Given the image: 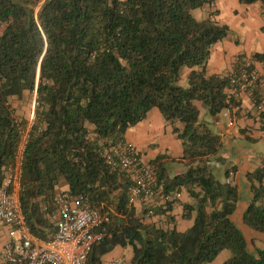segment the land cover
<instances>
[{
  "label": "trees",
  "instance_id": "obj_1",
  "mask_svg": "<svg viewBox=\"0 0 264 264\" xmlns=\"http://www.w3.org/2000/svg\"><path fill=\"white\" fill-rule=\"evenodd\" d=\"M211 2L0 0V184L19 142L10 98L35 93L20 192L35 235L47 239L54 232L52 198L66 189L85 195L108 217L96 230L101 235L86 264H102L116 246L132 250L124 264H208L225 249L231 255L222 264H264V247L231 219L239 199L235 170L226 167L221 176V135L208 119L238 105L231 72L207 70L211 48L229 36V26L214 18L216 10L200 20L191 14ZM239 2L264 6V0ZM182 66L190 69L187 87L177 84ZM153 108L171 125L182 153L178 160L158 154L148 162L156 167L164 198L181 190L192 198L182 204V218L193 217L185 231L149 221L166 216L173 200L157 198L151 216L144 200L129 206L128 177L104 158ZM174 163L182 170L172 173ZM245 177L252 197L242 221L264 234V159Z\"/></svg>",
  "mask_w": 264,
  "mask_h": 264
},
{
  "label": "built area",
  "instance_id": "obj_2",
  "mask_svg": "<svg viewBox=\"0 0 264 264\" xmlns=\"http://www.w3.org/2000/svg\"><path fill=\"white\" fill-rule=\"evenodd\" d=\"M209 7H213V2ZM254 61L252 56L242 59L229 74V84L235 97L250 94L251 104L264 126V79ZM35 103L34 99L33 107ZM235 107L228 106L219 114L228 126L233 124ZM15 122L18 125L19 142L14 160L6 167L0 184V224L5 233L0 243L1 261L15 264H86L93 244L101 235L96 230L108 219L107 214L93 208L85 195H72L60 189L52 198L57 216L54 232L47 239L35 235L26 222L20 200L23 155L34 124V112H31L24 125L17 115ZM260 137H264V132ZM138 153L131 142L125 141L106 150L104 158L109 166L128 177V205L134 206L144 200L149 207L147 215L151 216L153 211L150 207L155 204V200L160 198L161 203L167 197L164 198L161 193L155 165L138 157ZM175 196L178 197L179 193ZM107 264L124 263L111 260Z\"/></svg>",
  "mask_w": 264,
  "mask_h": 264
},
{
  "label": "crops",
  "instance_id": "obj_3",
  "mask_svg": "<svg viewBox=\"0 0 264 264\" xmlns=\"http://www.w3.org/2000/svg\"><path fill=\"white\" fill-rule=\"evenodd\" d=\"M202 10L205 14L208 11L216 10L217 14L214 15V18L226 23L231 31L228 37L212 46L207 61L208 73L228 74L236 67L239 57L264 53V6L260 2L244 4L239 0H215L212 8L207 5ZM254 60L255 66L264 79V58H254ZM27 96L28 92L25 91L20 98L24 100ZM30 96L31 112H34L35 93L34 96L33 94ZM236 98L235 102L238 105L233 110L232 125L228 126L226 120L220 115L208 119L212 120V128L221 135L223 168L226 166L235 170L233 182L238 186L239 199L231 219L241 228L247 238L254 239V245H256V240L264 243V234L246 226L242 221V215L252 197L245 175L257 168L264 159V150L260 147L262 145H259L261 144L260 140L264 141V137H260L264 128L260 122L259 114L251 104L250 94H241ZM17 99L19 98H10L16 115L22 114L19 110L21 105ZM203 116L205 115L203 114ZM205 118L207 117L205 116ZM125 140L136 147L141 158L145 161H149L158 154H168L170 160H178L182 153L179 139L172 133L171 125L163 120L157 108L151 109L145 119L129 128L125 133ZM171 167H174L171 168L172 173L182 170L179 163H174ZM178 193V197L175 196L176 193L170 196L169 200H173V202L166 216L157 215L149 221L166 228L175 227L179 231L188 229L193 223V217L182 218V204L191 203L192 198L185 190ZM4 237V228L0 224V243ZM131 254L130 247L116 246L102 256V264H107L111 260H121L125 263Z\"/></svg>",
  "mask_w": 264,
  "mask_h": 264
},
{
  "label": "rangeland",
  "instance_id": "obj_4",
  "mask_svg": "<svg viewBox=\"0 0 264 264\" xmlns=\"http://www.w3.org/2000/svg\"><path fill=\"white\" fill-rule=\"evenodd\" d=\"M191 14L193 15L194 18L199 19V20L202 19L205 16V13L203 12V10L199 9V8L192 10ZM219 23H223V22L219 21ZM189 71H190V69L187 66L180 67V69H179V77H178V81H177V84L179 86H182V87H187L188 86V80H187V75L188 74L187 73H189ZM33 96H34V93H33ZM17 100L19 101V105H21V108L19 110L22 112V114H17V116L23 117V118H26V119L29 118V115H31V103H32L30 94H28L27 98L24 99V100H21V98H19ZM195 104L200 109L201 117H202V115L204 114V109H203L201 103L200 102H195ZM205 116L208 117V115H205ZM260 143L261 144H259V145H262L260 147H262V150H264V147H263L264 141L260 140ZM219 167L222 168L221 176H223V170L226 168V166L223 168V164H220ZM173 168L174 167H172V169ZM256 245L258 247H260V248L264 247V243L262 241H260V240H256ZM131 252H132V250H131ZM230 255H231V252L229 250H227V249L222 250L217 255V257L211 263H208V264H222L227 258L230 257ZM0 262H1V258H0Z\"/></svg>",
  "mask_w": 264,
  "mask_h": 264
}]
</instances>
